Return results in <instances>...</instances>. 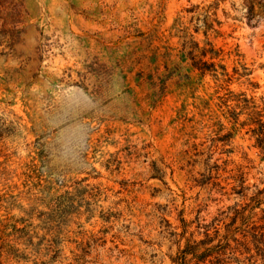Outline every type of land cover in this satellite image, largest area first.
<instances>
[{
	"label": "rangeland",
	"instance_id": "1",
	"mask_svg": "<svg viewBox=\"0 0 264 264\" xmlns=\"http://www.w3.org/2000/svg\"><path fill=\"white\" fill-rule=\"evenodd\" d=\"M215 1L0 0V264H173L264 189V154L228 113L248 122L241 94L263 108L264 18L224 0L205 35ZM188 42L221 50L232 82L201 78ZM156 72L171 74L158 102L136 80Z\"/></svg>",
	"mask_w": 264,
	"mask_h": 264
},
{
	"label": "trees",
	"instance_id": "2",
	"mask_svg": "<svg viewBox=\"0 0 264 264\" xmlns=\"http://www.w3.org/2000/svg\"><path fill=\"white\" fill-rule=\"evenodd\" d=\"M224 0H216L212 3L205 11L204 16V27L206 28L205 35L208 31L212 30L213 25L209 24L210 20L209 12L215 10L213 13L216 16V11L219 9L220 3ZM233 8L236 7L235 4L232 5ZM242 10L245 11L244 16L247 20L249 26L254 25L253 20L255 18L256 10L260 14V18H264V0H243ZM190 45V46H189ZM210 46L207 48H200L199 44L193 42H188L183 44L182 53L185 58H189L192 61L191 67L194 71L198 72L201 78L206 76L213 77L217 82L222 80L224 83L229 84L233 80V76H230L227 72L226 66L221 64L217 65L213 62L214 59L220 57L221 50L216 51L212 44L207 43ZM210 57V61H206L207 57ZM237 62L239 65L242 63L241 55L236 54ZM167 57V56H166ZM241 70L234 69V75H237V80L248 78L251 75V70L247 68L246 64L241 65ZM168 71V70H167ZM101 76V75H99ZM170 75H164L163 77L156 72L155 74H149L147 78L144 77L143 73L136 76V80L139 86L144 84L149 85L153 90V99L158 102L167 93V83L170 80ZM233 95L232 92H229ZM237 106L240 108L242 105L243 110H251L248 122L239 123V117L241 113H236V110H229V119L234 125H240L243 127H249L252 137L255 138V148L258 149L262 154H264V104L262 110L255 104L253 100H248L245 98L244 94L237 96L236 100ZM228 102H224L225 107ZM220 132L224 131L223 125H220ZM235 130L228 132L225 135L218 137L213 141V148L217 151L219 150L218 145L222 147L229 146L234 138ZM212 154L209 156L208 160H212ZM218 160L215 161L213 166H208L210 175L209 179L217 180L218 177H213V172L220 171L221 167L217 164ZM226 163V162H225ZM224 163V164H225ZM245 173L239 170L238 175L235 178V182L238 183V189L233 188L232 192L236 196L246 200L247 196L245 193L249 190L245 186L246 184ZM205 183H202L204 185ZM217 187L218 184L214 183ZM248 203L245 204H235L227 209L230 216V223L226 225V234L219 239L220 231L214 228L216 231L215 237H210L209 230L204 233L205 240L199 243H191L188 240L186 248L179 250L177 256L172 260L173 264H264V224L258 225L255 218L257 217V211L264 215V189L258 190L249 199ZM225 214V213H223ZM227 214V213H226ZM260 221L264 222V216L260 218ZM214 222H219L215 220ZM240 236V237H239ZM215 241H218L216 245H213ZM232 243L235 247H232ZM250 245L253 247L251 248ZM242 249V251H240ZM254 254H251L252 251ZM237 252L241 255H246L244 261L239 260V258L234 257ZM190 257V258H189Z\"/></svg>",
	"mask_w": 264,
	"mask_h": 264
}]
</instances>
